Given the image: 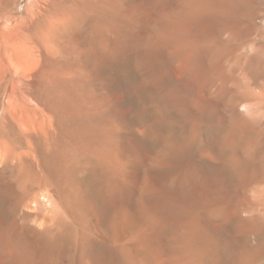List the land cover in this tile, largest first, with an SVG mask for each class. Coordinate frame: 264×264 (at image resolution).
I'll list each match as a JSON object with an SVG mask.
<instances>
[{
    "label": "bare ground",
    "instance_id": "obj_1",
    "mask_svg": "<svg viewBox=\"0 0 264 264\" xmlns=\"http://www.w3.org/2000/svg\"><path fill=\"white\" fill-rule=\"evenodd\" d=\"M1 1L8 9L22 2ZM126 8L118 0H31L19 15L5 17L8 45L0 41V63L8 50V65L0 64V264H264V220L250 215L252 177L246 161L205 149L197 124L180 137L160 133L157 125H166L160 120L144 128L147 123L140 118L145 126L134 129V120L121 113V100L115 101L118 94L109 90L113 83L95 71L97 60L116 70L124 61L116 37L121 27L134 29L137 22ZM87 17L95 20L96 37L83 44L77 37ZM163 25L145 36L144 56L136 66L149 63L158 43L179 39L178 30ZM100 32L112 34L113 42ZM162 110L161 115L168 111ZM197 110L191 112L194 119L200 117ZM229 171L237 183L228 180V187L221 180Z\"/></svg>",
    "mask_w": 264,
    "mask_h": 264
},
{
    "label": "rangeland",
    "instance_id": "obj_2",
    "mask_svg": "<svg viewBox=\"0 0 264 264\" xmlns=\"http://www.w3.org/2000/svg\"><path fill=\"white\" fill-rule=\"evenodd\" d=\"M118 1H120L121 8H123L122 10H125V8L127 7V12H123H126V15L128 14V12H130V17L134 21H137L135 22L136 25H139H135L134 29H130L126 26L121 27L119 33L120 36L118 35L116 37V40L118 41L116 42L117 44H120L122 41V45H120L123 47L128 41L127 44L129 45V47L135 46L136 49H134V47H130L128 49V52H130L128 53L124 47L123 49H121L122 47L118 45L120 46L119 49L121 50L120 58H123L124 60L122 62V59H120V62L122 63V65H120L119 63L120 68L116 70L109 62L108 65V63H105L103 60H97L95 61L96 64L94 63V69H96V72L101 73L103 77L105 75L106 77L104 78L108 77L106 79L108 82L106 80L105 82L109 83V85L111 84L112 86L113 83L114 87L111 88V86L108 85V88H111L109 90L114 89L116 95L118 94L117 96L119 97L117 99L115 98V101L119 102L121 100L122 105L120 104V109L122 111L124 109V111L127 113L126 115H124L125 113L123 111L121 112L123 113L122 115L126 116L127 119H129L128 117L130 116L131 120H129L131 122H133L132 120H134L135 122H133L134 124H132V126L138 125L135 127H139V131L143 129H141V126H145V123H143L144 120V122L147 123L144 128H146L148 125H153L148 124V122H150L151 120L156 121H154L155 125L156 123L159 124L161 121H164L166 125H164L165 123H163V125H168L169 127H164L162 126V123H160L159 125H161L164 130L162 129L161 131V129H158L159 125H157V130H159L160 133H172L173 137H180V135L186 136L187 134L185 133L189 134L191 129L196 124L199 127L201 126L199 129L200 131L202 129V131L204 132L203 133L201 131L204 141L202 143V146H204L205 149L210 148L215 153L219 154V157H224V155L232 154L236 157H239L241 160L246 161L248 170L250 171L252 177L251 192L249 197L252 203L251 210L253 212H251L250 215H253V217L260 216L264 220V0H130L131 2L128 0ZM1 2L2 1L0 0V15L4 17V19L0 20V41L2 42L3 46H7L8 20L5 17H8V13H11L15 16L19 15V12L24 10V8L31 2V0H22L21 3L12 4L10 5L9 9L8 3L5 4L3 2L2 4ZM205 2L210 3L207 4ZM207 6L209 7L208 9ZM143 7H146L147 9H142ZM167 10L169 12H167ZM142 11L143 15H141ZM175 12H177V15L179 14L178 16H176V18L178 17V21L175 18L173 19L174 15H176L174 14ZM215 12L217 13L215 14ZM144 13L146 14L144 15ZM163 15H166V17ZM170 15L172 16V21L170 17L168 18V16ZM140 17L143 19L141 20ZM162 17H164L165 21L162 19ZM160 18L163 21H160ZM91 19H93V22ZM169 19L172 24H168ZM94 23L95 20L93 17H87L85 19H82V34L81 36L77 37L78 39L76 38L77 41L79 40L78 42H83L84 44L92 42L95 39L96 34L93 33L92 30V28H94L92 27L94 26ZM165 23L166 25H168L166 26ZM159 24L161 25L159 26ZM162 25L164 27H167L169 30H178L180 32L179 39L175 41H164L163 44L158 43L156 51L154 50L152 53V56L153 58L155 56L156 59H154L155 61L157 60V63L152 60V58L150 61H153L154 63H150V61L145 65H141V63H139V66L137 65V67L136 64L144 56L143 50H145V48L143 46L146 44V37L153 35ZM178 26H181V28ZM175 27L177 29H175ZM135 28H138L137 31ZM153 30H155V32ZM136 33H139L138 35L140 37L137 36ZM100 35L108 42H111L112 39H114V36L110 33L106 35V33L104 34L103 32H100ZM133 39L136 42L135 45L134 43L132 44V42H134ZM159 50L161 53L159 52ZM7 51H5L6 53L5 55H3V59L0 63L4 68L8 65ZM163 52L165 54H163ZM169 63L171 64V66H168ZM153 64L156 67L152 66ZM107 65L109 67H112L109 68ZM95 67H99V71H97V68ZM157 67H160V69H158L159 72L160 70L162 71L160 73L157 71L156 72L160 76L164 75L163 77H161L162 80L160 79V81V76H158L157 73L153 70L155 68L157 69ZM112 68L114 70H112ZM106 70H108L109 72ZM111 71H113L114 73ZM117 72L120 73V76L119 74H116ZM165 72L167 73L164 74ZM172 72L173 74H171ZM0 73V77H2V67H0ZM145 73L147 74L145 75ZM114 74H116L115 76L118 79L114 76ZM179 74L182 75L180 76ZM167 75L169 76L168 78L170 80L165 77ZM153 77H155V79ZM143 79L144 81H142ZM152 79L157 80L155 82L158 83L156 84L159 88H156L157 85L155 83L154 86H151L154 82V80ZM165 80H168V82ZM105 82H103V84ZM160 82H165L166 85L164 83H161L159 85ZM104 87H107V85H104ZM116 87H118V91H116ZM153 87L156 88L157 91ZM151 88H153L154 91ZM127 90L129 91L127 92ZM195 93L198 94V97L200 99ZM122 94L123 96H121ZM156 94H162L161 96L163 100L161 99V96L159 97ZM193 100L196 102H194ZM189 101L190 103H192L191 101H193L194 105L193 103L190 104ZM177 102L179 103L177 105H174ZM180 102H182L183 104ZM168 103L171 104V106L168 105ZM126 104L128 107H126ZM150 105L154 106L152 107ZM161 105H166L167 107L171 108L170 110L169 108H165L166 106L163 107L164 110L162 111H165V109H169L167 112L165 111V113L167 114L161 112L165 114L166 117L163 114L162 117V115L159 113L160 111H158L160 109H163L161 108ZM197 107H199L198 109L201 112H196V114L200 116L199 117L197 115V117L199 118H195L196 120L198 119V121H196L193 117H196V115L192 114L195 113L192 111L197 110ZM129 108L130 111H128ZM152 109L156 110H153L155 113L152 111ZM181 113L183 114L182 116L180 115ZM158 114L161 115L162 118L158 116ZM144 116L146 119L144 118ZM147 117L150 118L148 119ZM140 118H143V121ZM192 118L195 121L192 120ZM191 124L193 126L190 128L189 125ZM134 126L133 128L135 129ZM137 128L136 130H138ZM168 133H166L165 135H167ZM193 149L194 148H192V150ZM250 157H252L253 159H250ZM204 165L207 166V162L206 164L204 162ZM231 172L233 173V171ZM226 173L228 175H225L226 177H222V183L227 184L229 181H234V183H237V179L231 177L232 175L235 176V173H233L232 175L230 171V175L228 172ZM228 176H230L231 179H229ZM225 178H228L227 182ZM229 185L230 183L227 184L228 187ZM231 185L233 186L235 184L231 183ZM258 213L261 214L259 215ZM255 242L256 241L254 237H251L252 246H255ZM262 261H264V257L261 259V262Z\"/></svg>",
    "mask_w": 264,
    "mask_h": 264
}]
</instances>
